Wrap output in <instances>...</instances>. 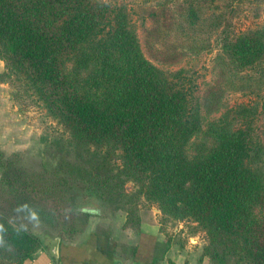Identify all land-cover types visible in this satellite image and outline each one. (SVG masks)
Returning a JSON list of instances; mask_svg holds the SVG:
<instances>
[{
    "label": "trees",
    "instance_id": "trees-1",
    "mask_svg": "<svg viewBox=\"0 0 264 264\" xmlns=\"http://www.w3.org/2000/svg\"><path fill=\"white\" fill-rule=\"evenodd\" d=\"M224 52L235 69L258 66L264 28L225 37ZM0 60V82L21 80L63 127L69 142L62 151H92L79 169L90 192L111 203L134 182L165 216L198 224L209 264H264V141L256 109H228L207 124L211 143L189 154L202 128L193 74L167 73L146 59L124 5L0 0ZM40 177L6 170L0 188L14 207L72 239L78 216L97 213L74 205L70 182L51 177L49 185ZM127 213L125 225L138 228ZM41 247L39 236L0 213V264H23Z\"/></svg>",
    "mask_w": 264,
    "mask_h": 264
},
{
    "label": "rangeland",
    "instance_id": "rangeland-1",
    "mask_svg": "<svg viewBox=\"0 0 264 264\" xmlns=\"http://www.w3.org/2000/svg\"><path fill=\"white\" fill-rule=\"evenodd\" d=\"M103 1L125 6L146 59L167 73L183 69L193 74L202 128L189 142V154L199 152L201 144L211 143L210 136L204 133L207 124L237 104H249L256 109L255 131L264 141V61L239 70L229 64L224 52L225 37L264 28V0ZM3 71L5 64L0 60V72ZM68 140L63 127L48 116L21 80L10 76L0 82V177L4 171L17 168L38 180L43 174L44 182L51 177L61 185L70 182L77 208L101 212L80 214L77 218L80 232L112 226L113 231L120 230L118 224L129 212L133 223L158 224L160 231L174 238L177 247L180 243L187 255L196 253L199 247L201 256L209 263L203 255L204 234L198 224L165 216L155 204L137 193L134 182H126L119 201L111 200V203L90 192L80 181L79 169L88 166V154L92 151H62ZM119 163L117 158L112 162L115 168ZM3 191L0 188V213L12 223L39 236L41 246H49L53 238L61 237L52 225L14 207ZM116 207L120 208L113 212Z\"/></svg>",
    "mask_w": 264,
    "mask_h": 264
},
{
    "label": "crops",
    "instance_id": "crops-1",
    "mask_svg": "<svg viewBox=\"0 0 264 264\" xmlns=\"http://www.w3.org/2000/svg\"><path fill=\"white\" fill-rule=\"evenodd\" d=\"M125 220L118 224L120 230L113 231L111 225V229L83 230L72 239L56 236L23 264H112L113 260L130 264L134 259L148 264H209L199 247L196 253L187 255L180 243L177 247L174 238L160 231L158 224L142 221L134 229L125 225Z\"/></svg>",
    "mask_w": 264,
    "mask_h": 264
},
{
    "label": "water",
    "instance_id": "water-1",
    "mask_svg": "<svg viewBox=\"0 0 264 264\" xmlns=\"http://www.w3.org/2000/svg\"><path fill=\"white\" fill-rule=\"evenodd\" d=\"M112 264H124L120 260H113ZM130 264H148L143 260L134 259Z\"/></svg>",
    "mask_w": 264,
    "mask_h": 264
},
{
    "label": "flooded vegetation",
    "instance_id": "flooded-vegetation-1",
    "mask_svg": "<svg viewBox=\"0 0 264 264\" xmlns=\"http://www.w3.org/2000/svg\"><path fill=\"white\" fill-rule=\"evenodd\" d=\"M84 210H86V211H90V212H94V213H98V210H97V209H95V210L93 211V210H89V208H85Z\"/></svg>",
    "mask_w": 264,
    "mask_h": 264
}]
</instances>
